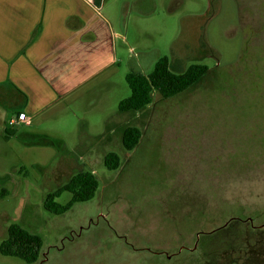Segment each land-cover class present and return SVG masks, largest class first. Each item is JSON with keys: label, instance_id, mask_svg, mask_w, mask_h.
<instances>
[{"label": "rangeland", "instance_id": "374dc122", "mask_svg": "<svg viewBox=\"0 0 264 264\" xmlns=\"http://www.w3.org/2000/svg\"><path fill=\"white\" fill-rule=\"evenodd\" d=\"M102 12L122 37L101 86L0 130V244L19 223L44 240L32 264H264V0H106ZM163 56L176 72H211L120 111L126 75L151 73ZM128 125L142 131L133 151L118 137ZM100 134L114 138L98 151ZM84 170L97 175L95 197L48 211L47 195ZM0 264L31 263L0 252Z\"/></svg>", "mask_w": 264, "mask_h": 264}, {"label": "crops", "instance_id": "0c3cea01", "mask_svg": "<svg viewBox=\"0 0 264 264\" xmlns=\"http://www.w3.org/2000/svg\"><path fill=\"white\" fill-rule=\"evenodd\" d=\"M105 1L0 0V130L6 136L16 124L58 113L83 88L100 87L101 76L119 63L122 36L102 12ZM21 112L31 122L11 125ZM123 131L115 134L122 138ZM105 138L96 137L98 151Z\"/></svg>", "mask_w": 264, "mask_h": 264}, {"label": "trees", "instance_id": "16d2710c", "mask_svg": "<svg viewBox=\"0 0 264 264\" xmlns=\"http://www.w3.org/2000/svg\"><path fill=\"white\" fill-rule=\"evenodd\" d=\"M210 72V67L202 63H193L187 70L176 72L172 70L169 58L163 56L158 60L151 73L135 71L126 75L131 94L120 101L119 109L123 112L141 111L154 103L156 93L164 99L173 97L201 84L208 78ZM7 132L8 135L15 133L13 131ZM141 138V129L136 125H128L122 134L123 147L127 151H133L139 145ZM47 141L52 140L47 139ZM120 162V155L116 152H109L104 157L105 166L109 170L118 169ZM98 188L99 180L93 171H80L74 174L67 183L50 192L45 199L44 207L56 214L64 213L74 203L95 197ZM64 191H69L72 197L63 204L57 199ZM6 194L7 190H0V197ZM43 245L44 240L39 234L30 231L19 223H12L8 228L7 237L0 244V252L3 255L19 257L32 264L41 258Z\"/></svg>", "mask_w": 264, "mask_h": 264}, {"label": "built area", "instance_id": "2783aa9c", "mask_svg": "<svg viewBox=\"0 0 264 264\" xmlns=\"http://www.w3.org/2000/svg\"><path fill=\"white\" fill-rule=\"evenodd\" d=\"M17 122H26V123H30V122H31V119H30V117H28V116L26 115V113L21 112V113L18 114V116H17V118H16L15 120H11V121H10V124H11V125H14V124H16Z\"/></svg>", "mask_w": 264, "mask_h": 264}]
</instances>
